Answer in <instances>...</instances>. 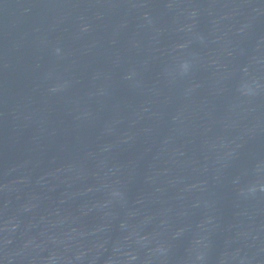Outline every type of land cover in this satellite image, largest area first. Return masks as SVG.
Returning <instances> with one entry per match:
<instances>
[{"label": "water", "instance_id": "95a60500", "mask_svg": "<svg viewBox=\"0 0 264 264\" xmlns=\"http://www.w3.org/2000/svg\"><path fill=\"white\" fill-rule=\"evenodd\" d=\"M0 264H264V0H0Z\"/></svg>", "mask_w": 264, "mask_h": 264}]
</instances>
